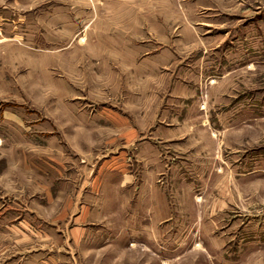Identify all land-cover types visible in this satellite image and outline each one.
Masks as SVG:
<instances>
[{"label":"rangeland","instance_id":"1","mask_svg":"<svg viewBox=\"0 0 264 264\" xmlns=\"http://www.w3.org/2000/svg\"><path fill=\"white\" fill-rule=\"evenodd\" d=\"M96 173L116 264H264V0H0V207Z\"/></svg>","mask_w":264,"mask_h":264},{"label":"crops","instance_id":"2","mask_svg":"<svg viewBox=\"0 0 264 264\" xmlns=\"http://www.w3.org/2000/svg\"><path fill=\"white\" fill-rule=\"evenodd\" d=\"M115 177L117 175L109 173L84 177L74 197L58 198L57 212L38 207L19 216L11 204L9 208L0 207V264H116L117 260L124 261V254L115 252L116 245L128 244L130 248L131 243L129 233L119 230L122 226H116L117 210L110 195L115 188L112 182L118 180ZM119 180L123 181L117 185L119 190L131 188V174H124ZM138 187L141 189V185ZM118 209L121 213L122 208Z\"/></svg>","mask_w":264,"mask_h":264}]
</instances>
